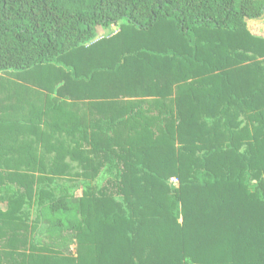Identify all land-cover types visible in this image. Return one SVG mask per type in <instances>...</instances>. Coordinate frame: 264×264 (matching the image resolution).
I'll list each match as a JSON object with an SVG mask.
<instances>
[{
  "label": "trees",
  "instance_id": "1",
  "mask_svg": "<svg viewBox=\"0 0 264 264\" xmlns=\"http://www.w3.org/2000/svg\"><path fill=\"white\" fill-rule=\"evenodd\" d=\"M263 15L0 0V264H264Z\"/></svg>",
  "mask_w": 264,
  "mask_h": 264
},
{
  "label": "rangeland",
  "instance_id": "2",
  "mask_svg": "<svg viewBox=\"0 0 264 264\" xmlns=\"http://www.w3.org/2000/svg\"><path fill=\"white\" fill-rule=\"evenodd\" d=\"M101 31L102 32H104V31L107 32L106 34H104V35H106L105 38L112 37V36H114V35H116V34H118L120 32V24H118V25H116L114 27H111V28H104V29L102 28ZM107 36H109V37H107ZM256 37H258V36H256ZM259 38H261V37H259ZM56 183H57L56 185L55 184L51 185V186L47 185L48 187L46 186L45 188H51L53 190V189L56 188V186L57 187L58 186H60V187H68V188L71 187L72 188L71 192L77 198L81 197L83 192L85 191L84 190L85 189L84 188L85 184H84V182L82 180L79 181V180H76V179H71V180L64 179V180H58ZM104 183H105V180H102V181H100L99 185L102 186V185H104ZM170 184H173L175 186H179V182H178V180L176 178H172L170 180ZM119 200L122 201L121 199H119ZM37 209H38V204L34 203V204L30 205V206H27L25 208V212H26V214H30V217H31V213L36 211Z\"/></svg>",
  "mask_w": 264,
  "mask_h": 264
},
{
  "label": "crops",
  "instance_id": "3",
  "mask_svg": "<svg viewBox=\"0 0 264 264\" xmlns=\"http://www.w3.org/2000/svg\"><path fill=\"white\" fill-rule=\"evenodd\" d=\"M248 28H249L250 32L253 35L258 36V37H261V38H264V15L259 20L251 21L249 23ZM100 29L102 30V27H99L98 30H97V32H98V38H105L106 35H104V34H106L107 32H105V31L102 32ZM107 37H109V36H107ZM23 115L27 116L26 114H23ZM36 213H37L36 211H34V212L31 213V217H29V219H28L29 222L32 223V222L35 221ZM44 229H45L44 226H40L38 232H41L42 233L44 231ZM70 251L75 256L76 255V252H77V244L72 243L70 245Z\"/></svg>",
  "mask_w": 264,
  "mask_h": 264
}]
</instances>
